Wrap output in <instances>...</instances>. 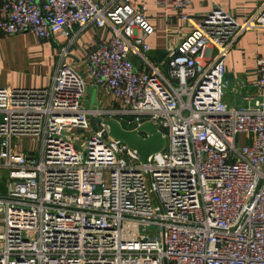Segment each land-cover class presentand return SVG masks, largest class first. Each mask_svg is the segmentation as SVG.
Here are the masks:
<instances>
[{
    "label": "built area",
    "instance_id": "2783aa9c",
    "mask_svg": "<svg viewBox=\"0 0 264 264\" xmlns=\"http://www.w3.org/2000/svg\"><path fill=\"white\" fill-rule=\"evenodd\" d=\"M149 2L189 28L163 62L148 56ZM191 4L0 0L2 34L68 38L49 87L0 86V264H264V58L253 83H235L240 104L225 66L244 31L264 29V2L243 23L213 9L197 24ZM88 26L111 36L83 49L78 71L65 58ZM87 79L118 106L90 108ZM95 118L154 122L165 147L141 163L102 122L79 136Z\"/></svg>",
    "mask_w": 264,
    "mask_h": 264
},
{
    "label": "crops",
    "instance_id": "0c3cea01",
    "mask_svg": "<svg viewBox=\"0 0 264 264\" xmlns=\"http://www.w3.org/2000/svg\"><path fill=\"white\" fill-rule=\"evenodd\" d=\"M264 0H192L187 13L199 24L204 15L220 9L234 15L238 23L253 17ZM146 15L154 32L145 38L149 45L148 56L156 62H163L168 48L178 44L187 34V24L175 18L174 12H168L155 2H149ZM77 28H75V31ZM108 30H98L88 26L75 37L74 46L69 48L65 62L78 71L77 64L81 52L94 46L100 39H109ZM68 38L54 34L49 40H38L31 32L5 35L0 32V86L13 88H45L52 83L60 61V52L66 46ZM264 58V29L244 31L230 49L226 59V77L232 82L226 99L240 104L241 95L235 83L240 81L251 84L256 79V63ZM137 62V59H136ZM89 97L96 90L95 106L100 109L115 108L118 101L105 88L97 87L88 79ZM244 90V89H242Z\"/></svg>",
    "mask_w": 264,
    "mask_h": 264
},
{
    "label": "water",
    "instance_id": "95a60500",
    "mask_svg": "<svg viewBox=\"0 0 264 264\" xmlns=\"http://www.w3.org/2000/svg\"><path fill=\"white\" fill-rule=\"evenodd\" d=\"M95 102L96 90H93L87 105L91 108ZM95 119L102 122L111 138L126 144L141 163H147L151 155L162 151L165 147V137L159 130V125L154 122L148 121L135 129H125L116 119Z\"/></svg>",
    "mask_w": 264,
    "mask_h": 264
},
{
    "label": "rangeland",
    "instance_id": "374dc122",
    "mask_svg": "<svg viewBox=\"0 0 264 264\" xmlns=\"http://www.w3.org/2000/svg\"><path fill=\"white\" fill-rule=\"evenodd\" d=\"M81 71V69L79 70ZM88 82V79H87ZM89 88V86H88ZM99 122L96 119H91L90 129L80 133L79 136L83 137L84 135H90L92 130L98 129ZM81 131V130H78ZM244 142V135L240 136V143ZM14 143H16V147L20 150H30L37 149L39 146L36 144V140L30 137H18L14 138ZM37 151V150H35ZM6 184H7V173L4 170H0V194H4L6 192Z\"/></svg>",
    "mask_w": 264,
    "mask_h": 264
}]
</instances>
